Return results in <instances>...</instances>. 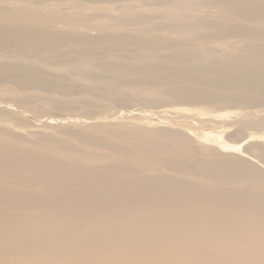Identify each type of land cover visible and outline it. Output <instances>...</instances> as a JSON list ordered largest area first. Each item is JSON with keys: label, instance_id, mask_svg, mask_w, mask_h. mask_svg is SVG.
Masks as SVG:
<instances>
[{"label": "rangeland", "instance_id": "374dc122", "mask_svg": "<svg viewBox=\"0 0 264 264\" xmlns=\"http://www.w3.org/2000/svg\"><path fill=\"white\" fill-rule=\"evenodd\" d=\"M33 211L57 219L23 233L19 214ZM134 216L140 232L172 221V234L125 238ZM258 216L264 0H0V264H39L70 247L68 264H98L111 250L125 259L105 264H128L164 242L188 254L199 245L206 263V237L229 241L232 226L249 235ZM160 251L154 264L173 253Z\"/></svg>", "mask_w": 264, "mask_h": 264}, {"label": "bare ground", "instance_id": "6f19581e", "mask_svg": "<svg viewBox=\"0 0 264 264\" xmlns=\"http://www.w3.org/2000/svg\"><path fill=\"white\" fill-rule=\"evenodd\" d=\"M32 143V142H31ZM26 144V143H25ZM207 150V149H206ZM31 196H33V195H31ZM36 198V197H35ZM33 199V198H32ZM34 200V199H33ZM36 201V200H35ZM39 201H40V199H39ZM38 202V201H37ZM42 202V201H41ZM40 202V203H41ZM44 204H46V203H44ZM43 204V205H44ZM164 204V203H163ZM167 204H169V203H167ZM166 204V205H167ZM165 205V204H164ZM163 205V206H164ZM206 205V204H205ZM161 206L162 205H160V208H161ZM170 206V205H169ZM172 206H174L173 204H172ZM172 206H170V207H172ZM37 206H35V208H36ZM169 207V208H170ZM179 207V206H178ZM206 207V209H207V206H204V208ZM43 208V207H42ZM74 208V207H73ZM73 208H71L72 210H73ZM160 208H159V211H160ZM41 209V208H40ZM155 209H157V208H155ZM174 210L173 211H175V212H177V213H179L181 210H184V207L183 206H181V208H179V209H177V208H173ZM211 209V208H210ZM218 209V208H217ZM216 209V210H217ZM44 210V209H43ZM42 210V211H43ZM154 210V209H153ZM161 210H164V209H161ZM165 210H167L166 209V207H165ZM194 210V209H193ZM203 210V209H202ZM207 210H209V209H207ZM155 211V210H154ZM153 211V212H154ZM159 211H157L156 210V215H157V213L159 214L160 212ZM167 211H169V209L167 210ZM173 211L172 212H170V213H173ZM206 211V210H205ZM38 212V211H37ZM37 212H28V213H22V214H19V220H20V222L23 224L22 226H21V231L23 232V233H25L26 232V230H30V229H27L28 227V225H31L32 227H38L39 226V230H38V232H40L41 230H42V228H44V227H42V225H49V227H51L50 226V224H52L50 221H51V219H54V218H56L57 219V216H55L54 218H53V215H51V213H50V215L52 216V218L51 217H44L45 215L44 214H42L40 211V213H37ZM77 212V211H76ZM75 212V213H76ZM79 212V211H78ZM98 212H99V210H98ZM98 212H97V214H98ZM165 212V211H164ZM164 212H162V216L161 217H163L164 215ZM186 212V211H185ZM194 212V211H193ZM217 212H219V210H217ZM216 212V213H217ZM226 212V211H225ZM47 213V212H46ZM71 213V212H70ZM84 213V212H83ZM103 213V212H102ZM102 213H100L101 215H99V216H102ZM155 213H152V214H155ZM183 213V212H182ZM210 213V212H209ZM213 213V212H212ZM53 214V213H52ZM77 214V213H76ZM75 214V215H76ZM80 214H82V212L80 213ZM79 214V215H80ZM104 214V213H103ZM145 214H146V212L144 213V215L143 216H145ZM148 214V213H147ZM168 214V213H167ZM184 214V213H183ZM204 213H202L201 215L202 216H204L203 215ZM223 214L225 215L226 213H224V211H223ZM229 214V213H228ZM75 215L73 216V217H75ZM78 215V214H77ZM77 215H76V217H77ZM151 215V214H150ZM161 215V214H160ZM173 215V214H172ZM187 215H189V214H187ZM217 215V214H216ZM223 215V216H224ZM236 215V214H235ZM18 216V215H17ZM46 216H48V214H46ZM82 216V215H81ZM80 216V217H81ZM83 216L84 217H86V216H88V215H84L83 214ZM90 216H93L94 217V215H90ZM137 216H139V215H137ZM147 216V215H146ZM177 216V215H176ZM179 216V215H178ZM201 216V217H202ZM210 216V215H209ZM221 216V215H220ZM233 216V215H232ZM106 217H109V216H106ZM140 217V216H139ZM139 217H137V218H139ZM157 217H160V216H157ZM157 217H154L155 218V220L157 219ZM166 217V216H165ZM169 217H171V215L169 216ZM200 217V216H199ZM227 217V216H226ZM225 217V218H226ZM237 217H238V215H237ZM259 217V216H258ZM135 216L132 218V217H130V218H128V219H125L126 221H127V223H130V222H132V223H134V224H128V226L127 225H124L123 223H121V222H117L116 221V223H118V224H122V225H124L125 226V228L122 230V232H127V233H125V235H124V233H122L123 234V236H125V238L128 236V235H130V233H137L139 236H141L142 238L143 237H145V239H148V238H153L154 239V241H155V238H157V239H159V238H162L163 236H169L170 234H172V229L171 230H168V231H165L164 230V227L168 224H171V222L170 223H167L165 226H162V225H160L159 224V221H160V219H159V221L158 222H155L154 221V223H156V224H159L158 226L157 225H153V223L151 224V229H149V231L147 232V231H141L140 232V230L138 231V229H134L135 227L137 228V226L139 225V223H141L142 224V222L141 221H144V220H141V219H137ZM146 218V217H145ZM164 218V217H163ZM163 218H161L162 220H163ZM186 218V217H185ZM193 218V217H192ZM194 218H195V216H194ZM229 218V217H228ZM78 219H79V216H78ZM77 219V220H78ZM80 219H82V218H80ZM80 219H79V221H80ZM87 219V218H86ZM91 219V218H90ZM99 219V218H98ZM114 219H116V217L114 218ZM113 219V220H114ZM169 219V218H168ZM188 219V218H187ZM197 219H198V217H197ZM202 219V218H201ZM224 219V218H223ZM257 219V218H256ZM55 220V219H54ZM71 220V219H70ZM83 220V219H82ZM93 220V219H92ZM91 220V221H92ZM119 220V219H118ZM141 220V221H140ZM167 219H165V221H166ZM170 220V219H169ZM168 220V221H169ZM171 220H173V218L171 219ZM175 220V219H174ZM191 220V219H190ZM189 220V221H190ZM200 220V219H199ZM207 220V219H206ZM230 220V219H229ZM238 220V221H237ZM49 221V222H48ZM53 221V220H52ZM72 221H74L73 220V218H72ZM86 221V220H85ZM87 221H89V220H87ZM86 221V222H87ZM94 221V220H93ZM87 222L88 224H90V223H94V222ZM105 221H107V220H105ZM110 221H112L111 220V218H110ZM115 221V220H114ZM120 221H122V220H120ZM128 221H130V222H128ZM165 221H164V223H165ZM183 221V220H182ZM186 221V220H185ZM184 221V222H185ZM193 221V223H194V220H192ZM201 221V220H200ZM203 221V220H202ZM201 221V222H202ZM232 221H235V223H237L238 224V222H242L241 224L243 225L245 222L246 223H248L247 222V220H245L244 221V219H239V218H232ZM252 221V220H251ZM258 222H259V224L261 225V223H262V225L260 226V230L257 228V229H254L255 230V232H253V233H249V235L248 234H242V233H240V227L239 228H237L236 226L234 227V226H232L231 228L235 231V236H233L229 241L226 239V240H220V239H214V238H212L211 237V239L212 240H209L208 241V237H206L205 239V243H201V246L200 247H203V246H208V247H210V250H211V252L215 255V257L213 258V261H210V262H200L199 260H197L196 258H198L195 254L198 252V247H199V245H198V247L197 246H193L192 245V247H195V250L193 251L192 250V253L193 254H188L187 253V248H186V246H182V244H181V246L180 245H176V243H178V242H173V243H175V244H171V242H168V243H170L171 245H167V244H164V243H157V244H151L152 243V241L149 243V244H151V245H148V250L147 251H143V253L147 256V259H143V258H141L140 260H139V262H134L133 260H130V262L128 263V264H154L153 263V261H154V259L153 258H155L156 256L158 257V258H161V256L163 255L162 253L163 252H159V249L160 248H162V246L164 247V248H166L167 250H171L173 253H172V255L170 256V257H166V258H163L164 260L163 261H165V263H173V264H184L183 263V261L185 262L186 261V264H225L224 262L225 261H227V260H230V259H234L230 264H257V262H258V258H260L261 257V255H259V252L260 251H262V249H264V222H263V220H262V218L261 217H259V220H257ZM24 222H26L27 223V225L25 226L24 225ZM82 222V221H81ZM122 222H124V221H122ZM145 222V221H144ZM143 222V223H144ZM197 222V221H196ZM215 222V221H214ZM220 222H222V221H220ZM224 222V221H223ZM253 222V221H252ZM45 223H47V224H45ZM55 223V222H54ZM78 223H80V222H78ZM96 223V222H95ZM99 223V222H98ZM113 222H111L110 224H112ZM125 223V222H124ZM147 223V222H146ZM164 223H162V224H164ZM173 223V222H172ZM175 223V222H174ZM186 223V222H185ZM189 223H191V222H189ZM192 223V224H193ZM211 223V222H210ZM217 223V222H216ZM245 223V224H246ZM56 224V223H55ZM70 224H73L72 222L70 223ZM75 224V223H74ZM83 224H84V222H83ZM86 224V223H85ZM100 224V223H99ZM140 224V225H141ZM145 224V223H144ZM179 224V223H178ZM198 224V223H197ZM212 224V223H211ZM227 224V223H226ZM257 224V223H256ZM92 225V224H91ZM101 225V224H100ZM104 225V224H103ZM113 225H114V223H113ZM112 225V226H113ZM116 225V224H115ZM143 225V224H142ZM145 225H147V224H145ZM153 225V226H152ZM175 225V224H174ZM173 225V226H174ZM181 225V224H180ZM179 225V226H180ZM186 226L188 225V224H185ZM196 225V224H195ZM203 225V224H202ZM202 225H201V227H202ZM249 225V224H248ZM248 225H247V227H248ZM54 226H56V225H54ZM88 226V225H87ZM90 226V225H89ZM118 226V225H117ZM170 226V225H169ZM172 225H171V227H173ZM211 226V225H210ZM213 226V225H212ZM257 226H258V224H257ZM52 227H53V225H52ZM97 227H98V225H97ZM100 227V226H99ZM99 227L98 228H95V230H98L99 229ZM114 227V226H113ZM118 227H120V226H118ZM117 227V228H118ZM123 227V226H122ZM141 226H139L138 228H140ZM143 227V226H142ZM148 227V226H147ZM177 227V226H176ZM199 226H197V228H198ZM205 227V226H204ZM249 227H251V228H254V226H249ZM8 229H7V231H9V232H7V236H6V238L4 239V241L5 240H7V239H12L13 238V235L12 234H14L15 232H13V230L11 231V227H7ZM56 227H54V229H55ZM87 228H89V227H87ZM115 228V227H114ZM166 228V227H165ZM174 228V227H173ZM181 228H183L182 230L184 231V233H187V235L188 236H190L191 234H192V232L193 231H191V230H193V229H191V228H189V226L188 227H181ZM206 228V227H205ZM217 227H215V229H216ZM50 229V228H49ZM56 229H59V228H56ZM93 229V228H92ZM91 229V230H92ZM100 229H103V231L101 230L100 232H102L101 234H103V236L105 235L104 234V232H107V231H104L106 228H104V226H101V228ZM120 229H122V228H120ZM134 229V230H133ZM144 229V228H143ZM180 228L178 227V229H176V230H179ZM200 228H198V230H199ZM204 229V228H203ZM211 229V228H210ZM220 229V228H219ZM230 229V228H229ZM51 230V229H50ZM69 230V229H68ZM73 230V229H72ZM109 230H110V228H109ZM119 230V229H118ZM133 230V231H132ZM141 230H142V228H141ZM147 230V229H146ZM218 230V229H217ZM232 230V231H233ZM19 231V230H18ZM46 231H48V230H46ZM53 231V230H52ZM66 231V230H65ZM64 231V233H66ZM71 231V230H70ZM112 231V230H111ZM111 231H108V232H110L111 233ZM174 231H175V229H174ZM189 231H191V232H189ZM205 231V230H204ZM203 231V232H204ZM206 231H208V230H206ZM205 231V232H206ZM251 231V230H250ZM30 232H33V231H30ZM51 232V231H50ZM50 232H49V234H50ZM93 233H94V229H93V231H92ZM99 231H98V233L97 232H95L97 235H99L100 236V233ZM120 232V231H119ZM180 232V231H179ZM200 232V231H199ZM198 232V233H199ZM202 233V234H200L199 233V235H198V237H196L197 239L199 238H201V236L203 235V234H205L206 235V233ZM216 232H219V231H216ZM223 232V231H222ZM239 234V236H244V237H246L248 240V242L249 243H247V245L245 244H238V242L242 239L241 237H239V236H237L236 234L237 233ZM53 233L54 232H52V234L51 235H53ZM61 233H63L62 231H61ZM71 233H72V231H71ZM70 233V234H71ZM135 233V234H136ZM181 233V232H180ZM208 233V232H207ZM210 234H211V231L209 232ZM209 233H208V235H209ZM212 233H214V232H212ZM17 234H18V232H17ZM56 234V233H55ZM57 234H60V232L59 233H57ZM56 234V235H57ZM67 234H69V231L67 232ZM90 234V233H89ZM121 234V233H120ZM176 234H178V232L176 233ZM217 234V233H216ZM64 235V237L65 236H67V235H65V234H63ZM72 235V234H71ZM70 235V236H71ZM74 235V234H73ZM72 235V236H73ZM78 235V234H77ZM159 235V236H158ZM186 235V236H187ZM196 235V234H195ZM194 235V236H195ZM215 235V234H214ZM92 236H94V235H92ZM98 236V237H99ZM102 236V235H101ZM122 236V235H121ZM121 237V238H123L124 239V237ZM160 236H162V237H160ZM168 236H167V238H168ZM173 236V235H172ZM175 236V235H174ZM183 236V235H182ZM193 236V235H192ZM191 236V237H192ZM193 236V237H194ZM207 236V235H206ZM217 236V235H216ZM229 236V235H228ZM227 236V237H228ZM57 237H58V235H57ZM60 237H61V235H60ZM60 237L59 238H57V239H59L60 240ZM96 237V236H95ZM97 237V238H98ZM159 237V238H158ZM170 237V236H169ZM204 237V236H203ZM226 237V236H225ZM1 238V237H0ZM71 239H72V237H70ZM118 238V237H117ZM116 238V239H117ZM195 238V237H194ZM194 238H192V239H194ZM230 238V237H229ZM2 239V238H1ZM54 239H55V237H54ZM57 239H55V240H57ZM64 239H66L67 240V238H64ZM71 239H70V241H71ZM102 239V238H101ZM144 239V240H145ZM163 239V238H162ZM161 239V240H162ZM170 239V238H169ZM172 241H174V238L172 237ZM190 239V238H189ZM198 239V240H199ZM202 239V238H201ZM3 240V239H2ZM65 240V241H66ZM69 240V239H68ZM67 240V241H68ZM122 240V239H121ZM146 241V240H145ZM153 241V243H155ZM179 241H182V240H179ZM185 241V240H184ZM186 241H187V238H186ZM192 241V240H191ZM190 241V242H191ZM242 241H243V239H242ZM117 242H119V240L117 241ZM149 242V241H148ZM157 242H161V241H157ZM2 243V242H1ZM146 243H147V241H146ZM180 243V242H179ZM182 243V242H181ZM187 243V242H186ZM189 243V242H188ZM193 243H195V242H193ZM192 243V244H193ZM199 243V242H198ZM66 245H67V243H65ZM75 244V243H74ZM119 244V243H118ZM207 244V245H206ZM36 245V244H35ZM66 245H64V246H66ZM115 245V244H114ZM120 245V244H119ZM118 245V246H119ZM195 245H197V244H195ZM111 246V245H110ZM113 246V245H112ZM25 247V246H24ZM58 247V246H57ZM62 247V246H61ZM189 247H191V245H189ZM188 247V248H189ZM191 247V248H192ZM119 248V247H118ZM145 247L143 246V250H145L144 249ZM57 249V248H56ZM56 249H54L55 251H56ZM58 249H59V247H58ZM112 249H114L113 247H112ZM140 249V248H139ZM139 249L137 250V251H139ZM51 250H52V248H51ZM120 250V249H119ZM123 250H125V249H123ZM31 251V250H30ZM59 251H63V250H59ZM136 251V250H135ZM189 251V250H188ZM44 252V251H43ZM43 252H42V254H43ZM51 252H53V251H51ZM124 251H122L121 253H123ZM168 252V251H167ZM263 252V251H262ZM34 253V252H33ZM58 253V252H57ZM73 253H76L75 252V250H73V248H71L70 247V250H69V252H67V254L66 253H61L60 255L61 256H59L58 255V257H56V258H54V257H48V258H45L44 260H40L41 262L39 263V264H68L71 260H74V254ZM158 253V254H157ZM51 254V253H50ZM49 254V255H50ZM126 253H123V255L122 256H124ZM35 255H37V253L36 254H34V255H32V254H30V258H32L33 256H35ZM47 255H48V253H47ZM81 255V254H80ZM84 255V254H83ZM83 255H81V256H83ZM130 255V253L128 254V256ZM78 256V255H77ZM121 255L120 254H118L117 253V250L115 251H110V252H108L105 256H102L101 257V259L99 260V262H98V264H105L106 262H109V261H114L115 259H118V258H121L120 257ZM259 256V257H258ZM262 256H263V253H262ZM110 257V258H109ZM118 257V258H117ZM127 257V256H126ZM132 257V256H131ZM153 257V258H152ZM79 258V257H78ZM77 258V259H78ZM81 258V257H80ZM137 258H140L139 256L137 257ZM26 259H28V258H26ZM106 259H108V260H106ZM122 259H125V258H121V260ZM129 259V258H128ZM153 259V260H152ZM261 259H263V261H264V258H261ZM84 260V259H83ZM7 261V260H6ZM6 261H4V262H6ZM19 262V261H18ZM128 262V260H127V258H126V263ZM216 262V263H215ZM261 262V261H260ZM164 262H163V264H165ZM7 264V263H6ZM10 264H12V263H10ZM13 264H16V262H14ZM18 264H20V263H18ZM25 264H35V263H30V262H27V263H25Z\"/></svg>", "mask_w": 264, "mask_h": 264}]
</instances>
